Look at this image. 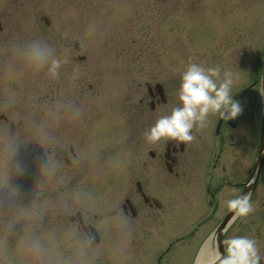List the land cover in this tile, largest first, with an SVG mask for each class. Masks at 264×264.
I'll return each mask as SVG.
<instances>
[{"label": "rangeland", "instance_id": "obj_1", "mask_svg": "<svg viewBox=\"0 0 264 264\" xmlns=\"http://www.w3.org/2000/svg\"><path fill=\"white\" fill-rule=\"evenodd\" d=\"M0 13L7 32L2 41L7 53L0 56V264H111L103 244L121 248L123 243L115 244L118 235L105 239L118 224L148 234L163 225L156 236L161 241L150 237L146 244L150 264H194V247L212 223L206 217L193 228L204 214L196 210L202 167L195 176L188 161L179 162L177 180L183 182L175 187L168 180L160 221L149 211L145 222L129 220L119 204L124 195L135 199L139 174L154 175L156 164L146 151L164 140L150 144L142 133L178 103L187 63L232 71V94L245 84L264 38V0H0ZM34 40L46 42L51 54L63 59L56 78L26 65L24 49ZM76 53L84 58L75 60ZM255 80L231 118L249 147L260 117ZM145 81L164 86L165 103L150 108ZM214 115L205 127L193 129L194 139L184 143L185 159L203 162ZM76 209L85 211L86 221L104 237L95 249L68 221ZM191 229L193 235L187 233ZM181 233L185 238L166 250ZM160 249L165 252L157 262Z\"/></svg>", "mask_w": 264, "mask_h": 264}, {"label": "clouds", "instance_id": "obj_2", "mask_svg": "<svg viewBox=\"0 0 264 264\" xmlns=\"http://www.w3.org/2000/svg\"><path fill=\"white\" fill-rule=\"evenodd\" d=\"M88 26V31H93ZM24 60L31 68H44L50 78H56L63 63L62 58L51 54L46 42L34 40L24 49ZM78 73H74V77ZM234 73L221 70L219 65L205 67L190 62L180 73L176 92L178 103L163 115L158 116L142 133L150 144L164 140L186 143L194 139L193 129L203 128L210 114L221 119L234 118L241 111L238 100L233 98ZM258 91H264L259 88ZM231 212L229 222L246 217L253 211L249 193L230 196L223 201ZM213 237L215 233L211 234ZM223 248L213 246L212 264H264V250H261L255 237L246 235L228 236L219 241Z\"/></svg>", "mask_w": 264, "mask_h": 264}, {"label": "flooded vegetation", "instance_id": "obj_3", "mask_svg": "<svg viewBox=\"0 0 264 264\" xmlns=\"http://www.w3.org/2000/svg\"><path fill=\"white\" fill-rule=\"evenodd\" d=\"M229 122V121H227ZM231 138V133L228 131L223 132V139ZM170 150H174L175 146L173 143L170 144ZM172 161H174V157ZM247 149L238 148V149H228L226 147L220 149L218 154V165L219 166H230L227 172L219 176L218 173L214 172L211 178V198L215 202L214 211L221 210L224 207V204L219 203L217 199L219 198V191L222 188V184H225V191L223 193L222 199H226L230 196L238 195L242 188V183L247 179L250 168L247 165ZM216 164H214L215 166ZM226 178L228 181H226ZM239 178V183L233 182V179ZM250 202L253 205V211L249 213L246 217H243L244 221H253L257 222L258 235L255 237L253 235V228L244 226V227H235L231 232L227 230V233H230L231 236L234 235H246L249 237H255L257 244L261 250H264V173L260 176L254 190L250 196ZM220 212L219 214H221Z\"/></svg>", "mask_w": 264, "mask_h": 264}, {"label": "bare ground", "instance_id": "obj_4", "mask_svg": "<svg viewBox=\"0 0 264 264\" xmlns=\"http://www.w3.org/2000/svg\"><path fill=\"white\" fill-rule=\"evenodd\" d=\"M210 256H211L210 249L206 250V246H205L203 251H202V253H201V255H200V258H199L200 259V263L199 264H201L205 260H208L210 258Z\"/></svg>", "mask_w": 264, "mask_h": 264}]
</instances>
